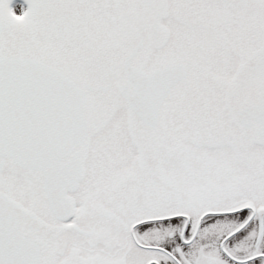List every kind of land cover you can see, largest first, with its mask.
<instances>
[{
	"label": "snow or ice",
	"instance_id": "1",
	"mask_svg": "<svg viewBox=\"0 0 264 264\" xmlns=\"http://www.w3.org/2000/svg\"><path fill=\"white\" fill-rule=\"evenodd\" d=\"M0 264H264V0H0Z\"/></svg>",
	"mask_w": 264,
	"mask_h": 264
}]
</instances>
